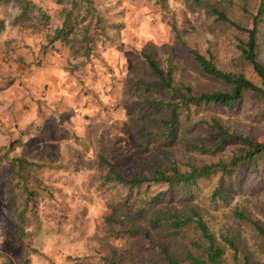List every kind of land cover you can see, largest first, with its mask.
Masks as SVG:
<instances>
[{
    "label": "rangeland",
    "instance_id": "obj_1",
    "mask_svg": "<svg viewBox=\"0 0 264 264\" xmlns=\"http://www.w3.org/2000/svg\"><path fill=\"white\" fill-rule=\"evenodd\" d=\"M98 1L113 12L107 19L122 27L106 30L107 37L95 42L84 58L70 54L62 41L47 45L46 34L61 22L60 5L54 1L44 2L51 27L43 31L13 24L19 12L14 3L0 6V18L5 22L0 32V148L5 151L14 140L8 157L22 156L41 164L32 171L38 178L36 204L23 218V196L12 165L0 164V264H104L103 258L112 248L125 250L136 262L161 264L158 241L108 235L104 215L124 214L117 202L127 190L103 182L99 156L125 176L148 175L144 162L162 160V154L141 146L143 133L135 122L150 108L148 92L175 102L182 86L194 94L228 89L201 71L190 49L206 51L220 69L243 70L256 81L250 67L239 60L237 40L243 34L205 16L195 0L188 2L192 7L186 0ZM258 3L221 1L227 14L245 27H251ZM261 31L258 55L264 63V25ZM164 45L173 58L175 90L139 87L146 75L141 51L152 48L163 64ZM182 110L178 112L184 126L200 118L207 122L216 118L252 140L264 138V101L253 93H244L233 110L201 104L196 112L191 107L187 118ZM197 128L202 136L212 131L204 123ZM205 140L211 145L217 138ZM233 148L226 142L217 153L201 156L189 153L181 141L170 150L178 160L214 162L229 158ZM240 169L243 178L236 183L228 176L222 181L228 195L224 202L210 204L207 199L217 176L201 182L203 199L199 203L205 209L207 226L216 236L226 224L236 221L233 209L244 210L264 226V164L253 167L244 163ZM164 188L152 185L151 192ZM171 204L181 203L175 196ZM240 228L246 251L254 263L264 264V242L249 224L240 222Z\"/></svg>",
    "mask_w": 264,
    "mask_h": 264
},
{
    "label": "trees",
    "instance_id": "obj_2",
    "mask_svg": "<svg viewBox=\"0 0 264 264\" xmlns=\"http://www.w3.org/2000/svg\"><path fill=\"white\" fill-rule=\"evenodd\" d=\"M60 5L58 11L61 22L46 34L47 45L62 41L69 48L70 54L88 57L95 42L106 36V30H119V22L108 20L110 9L100 6L98 0H52ZM188 7L190 6L189 0ZM222 0H195V5L207 17L226 23L239 30L243 36L238 38L237 49L240 61L250 67L256 81L247 77L243 70H223L216 66L212 55L205 51L190 49L188 52L201 71L224 83L226 91L217 90L200 94L192 93L191 88L182 86L183 91H177L175 102L166 101L154 96L151 91L148 98L149 110L135 118L143 133L141 146L153 148L162 154V160L144 162L149 174H133L128 177L117 171L113 164L103 156H99L103 166V182L125 187L127 192L117 202L124 214L114 216L104 215V223L108 235L118 237L141 236L143 239L157 242L161 264H256L250 252L246 251V241L242 235L240 222L249 224L261 241L264 242V226L247 215L244 210L233 209L232 216L236 221L226 224L217 236L207 226L204 220V207L199 203L202 192V180L216 177L209 197L210 204L217 200L226 201L227 191L222 186L223 179H233L236 183L243 178L242 164L260 167L264 164V138L255 141L247 136L230 130L227 124L216 118L209 122L198 119L187 126L181 123L183 109L186 118L204 105H218L220 108L233 110L238 106L244 93H253L264 101V63L258 55L261 27L264 25V0H259L256 11L251 16V27H245L235 22L221 5ZM45 0H0V6L14 3L19 12L13 24H23L35 30L51 27L49 12L44 7ZM243 11L247 9L243 6ZM113 11V10H112ZM251 15V14H250ZM77 26V27H75ZM5 28V22L0 18V32ZM163 64L154 56L150 47L141 51L146 66V75L139 82V87L147 90H175L173 87L174 63L172 54L161 47ZM1 89V88H0ZM170 108V110L168 109ZM167 109L168 112L162 113ZM212 131L198 135L201 124ZM217 138L209 145L205 139ZM185 143L189 153L208 156L224 148L226 142L234 145L229 158L218 159L214 162L178 160L171 153L172 147L179 142ZM14 145L9 143L5 151L0 148V164L12 165V172L17 187L23 196L24 207L22 218L26 211L36 204V182L38 178L32 172L35 166L41 164L29 162L25 157H8ZM153 145V147L151 146ZM165 187L157 192H151V186ZM175 196L181 204H171ZM129 217H128V215ZM121 217V218H120ZM128 220V223L124 221ZM188 236L185 237V235ZM104 264H146L128 258L125 250L112 248L109 255L103 258ZM129 261V262H127Z\"/></svg>",
    "mask_w": 264,
    "mask_h": 264
}]
</instances>
